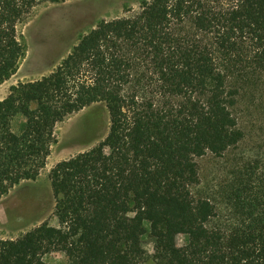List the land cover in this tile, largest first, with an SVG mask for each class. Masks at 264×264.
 Segmentation results:
<instances>
[{
	"label": "trees",
	"instance_id": "trees-1",
	"mask_svg": "<svg viewBox=\"0 0 264 264\" xmlns=\"http://www.w3.org/2000/svg\"><path fill=\"white\" fill-rule=\"evenodd\" d=\"M65 1L0 0V85L25 54L18 26ZM97 103L104 140L48 175L58 227L0 238V264H47L53 252L65 264H143L147 235L154 264H264V0H144L82 35L48 76L11 87L0 199L38 178L57 124ZM208 154L234 157L223 227H210L216 207L193 194Z\"/></svg>",
	"mask_w": 264,
	"mask_h": 264
},
{
	"label": "rangeland",
	"instance_id": "rangeland-1",
	"mask_svg": "<svg viewBox=\"0 0 264 264\" xmlns=\"http://www.w3.org/2000/svg\"><path fill=\"white\" fill-rule=\"evenodd\" d=\"M144 0H68L62 3H45L34 8L18 26L17 33L25 54L16 73L0 85V101L11 87L20 83L40 80L54 71L69 54L78 39L101 21L126 18L138 12ZM55 27V28H54ZM22 119H16L13 130L19 133ZM109 130V115L103 103L94 104L68 117L55 126V143L51 147L45 168L35 181L21 183L0 199V238L16 240L25 233L47 222L57 228L54 217V198L48 175L59 162L84 153L104 140ZM246 148L236 153L244 156ZM233 155L226 159L208 154L196 163L199 184L193 189L196 197L207 198L216 207L217 218L210 227H223L229 218L223 187L228 180L229 165ZM185 238L179 236L175 244L180 247ZM146 253L143 264L151 260L153 243L147 235L142 239ZM47 264H65L63 253L53 252L44 256Z\"/></svg>",
	"mask_w": 264,
	"mask_h": 264
},
{
	"label": "bare ground",
	"instance_id": "bare-ground-1",
	"mask_svg": "<svg viewBox=\"0 0 264 264\" xmlns=\"http://www.w3.org/2000/svg\"><path fill=\"white\" fill-rule=\"evenodd\" d=\"M55 28V27H54Z\"/></svg>",
	"mask_w": 264,
	"mask_h": 264
}]
</instances>
